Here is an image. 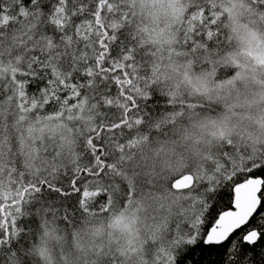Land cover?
Listing matches in <instances>:
<instances>
[{"label":"snow or ice","instance_id":"snow-or-ice-1","mask_svg":"<svg viewBox=\"0 0 264 264\" xmlns=\"http://www.w3.org/2000/svg\"><path fill=\"white\" fill-rule=\"evenodd\" d=\"M0 264H264V0H0Z\"/></svg>","mask_w":264,"mask_h":264}]
</instances>
